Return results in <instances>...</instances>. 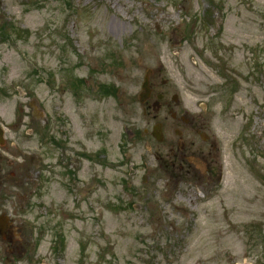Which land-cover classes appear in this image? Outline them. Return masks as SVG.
<instances>
[{
    "label": "rangeland",
    "instance_id": "1",
    "mask_svg": "<svg viewBox=\"0 0 264 264\" xmlns=\"http://www.w3.org/2000/svg\"><path fill=\"white\" fill-rule=\"evenodd\" d=\"M0 127L22 264H264V0H0Z\"/></svg>",
    "mask_w": 264,
    "mask_h": 264
},
{
    "label": "flooded vegetation",
    "instance_id": "2",
    "mask_svg": "<svg viewBox=\"0 0 264 264\" xmlns=\"http://www.w3.org/2000/svg\"><path fill=\"white\" fill-rule=\"evenodd\" d=\"M167 84V82L165 83ZM153 92V89H152ZM154 92L152 97H154ZM162 96L160 99V104L155 107L152 104L153 111L155 113H158V115L161 114V112L165 108H170V114L173 115V118L177 117V114L172 111V104L168 102V94L165 93H160L157 95V99L159 96ZM173 101L176 102L177 106H181L182 102L179 99V96L173 97ZM184 105V103H183ZM206 104L202 105V111L204 112L203 115H200L198 118L199 120H205L206 117L209 116L206 108ZM185 116L181 119V122L183 124H187V127H193L197 124V126L194 129V133L199 136L200 140L204 145H207L211 142L213 139L210 134H208V129L203 123H200L198 118L192 117L187 111L185 112ZM156 115V116H158ZM177 119V118H176ZM210 119V118H209ZM199 121V122H198ZM200 123V124H199ZM162 124V132L163 135H166L165 131V125L161 122ZM147 134V132H146ZM176 135L180 137V143H179V149L180 151H183L181 153H185V150L187 149V142L184 140V135L180 131H176ZM166 140V136L164 138V142ZM196 144V143H195ZM197 152L195 153L192 151L191 153H187L185 155H182V158H186L187 160L192 159L196 160L197 158ZM7 212L4 210H0V216L6 215ZM26 231H23L22 226H17V223L13 221L12 219L9 220H0V264H19V261H22L25 257L30 258V255H33V251L35 250L34 247L31 246V244L28 242L29 241V236H27ZM56 255V254H55ZM42 264H50V263H42Z\"/></svg>",
    "mask_w": 264,
    "mask_h": 264
},
{
    "label": "water",
    "instance_id": "3",
    "mask_svg": "<svg viewBox=\"0 0 264 264\" xmlns=\"http://www.w3.org/2000/svg\"><path fill=\"white\" fill-rule=\"evenodd\" d=\"M152 71H149L146 78H145V82L142 86V91H141V95H140V102L141 103H145L149 100V98L152 95V90H151V81H150V76H151ZM162 98V96L159 97V99ZM160 103L156 102V104L154 105L155 107H157ZM161 128L162 125H158L154 128V132L152 133L153 137H155L158 141L162 142V140L164 139V136L162 135L161 132ZM4 132L3 130L0 128V143L3 144L4 142Z\"/></svg>",
    "mask_w": 264,
    "mask_h": 264
}]
</instances>
